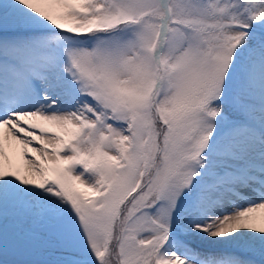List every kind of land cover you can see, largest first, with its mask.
I'll return each instance as SVG.
<instances>
[{
  "label": "snow or ice",
  "instance_id": "6c2138e0",
  "mask_svg": "<svg viewBox=\"0 0 264 264\" xmlns=\"http://www.w3.org/2000/svg\"><path fill=\"white\" fill-rule=\"evenodd\" d=\"M0 264H264V0H0Z\"/></svg>",
  "mask_w": 264,
  "mask_h": 264
}]
</instances>
